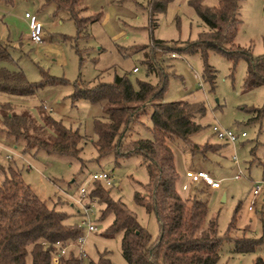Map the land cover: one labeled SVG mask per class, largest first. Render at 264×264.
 I'll return each instance as SVG.
<instances>
[{"label": "rangeland", "instance_id": "1", "mask_svg": "<svg viewBox=\"0 0 264 264\" xmlns=\"http://www.w3.org/2000/svg\"><path fill=\"white\" fill-rule=\"evenodd\" d=\"M188 1L171 0L165 11L157 15L156 24L150 31L146 0H81L88 7L81 14L97 20L77 33L69 13L57 10L53 3L43 5V0H0V40L9 45L11 56V60L0 62V65L22 71L29 82H39L45 74L66 80L65 83L39 86L30 97L0 93V105L9 101L15 112L27 111L42 124L43 117L47 115L61 119L83 136L78 155L49 153L43 149L24 151L21 143L13 146L14 151L23 152L38 169L28 171L21 168L23 178L50 206L54 204L65 210L68 222L79 224L83 219L72 203V197L79 195V187L91 186V174L106 170L113 182L111 194L120 198L155 238L159 233L155 213L147 211L134 199L135 191L145 192L144 184L148 181L143 156L139 153L116 156L113 151L99 155L94 146L97 138L94 120L104 114L108 103L85 99L72 102L69 95L76 80L110 82L115 75L126 74L134 84L137 80L155 83L156 78L147 75L143 61L148 56L157 66L160 62L170 73L160 100L185 101L195 107L193 119L200 127L190 135V140L198 144L220 145L212 146L213 150L219 148L217 152L202 155L201 152H191L187 146L185 148L180 138L168 141L179 175L177 189L184 197L192 194L196 187L205 190L202 194L208 206L205 222L215 216L217 234L223 238L211 254V261L214 264H251L257 256L264 260V208L260 210L258 205L264 191L255 199V208L248 211L255 214L256 220L248 219L240 227L237 224L245 216L252 188L264 174V117L251 119L249 112L251 108L264 105V85L244 87L247 63L243 58L233 64L214 50H207L206 54L176 52L172 56L171 52L154 46L151 39L167 43L193 42L200 32L208 29ZM203 2L207 6L217 4V0ZM120 9H126L128 13L118 11ZM26 12L35 15L43 24V40L39 43H33L26 37ZM237 18L234 44L249 50L252 56L263 54L264 0H239ZM205 64L215 74L213 88L203 77ZM134 67L138 68L137 72H133ZM150 112L151 107L147 105L140 120L131 122L128 137H151ZM214 123L237 132L245 131L246 135L234 143L227 142L212 132ZM50 131L54 133L53 129ZM6 152L0 144V160L4 159ZM196 168L207 170L220 182V187L212 190L198 181L191 183L186 190L182 189L186 170ZM236 173L241 177L236 178ZM90 205L96 229L87 235L89 256L94 257L97 250L105 248L110 251L114 264H127L121 251V232L113 236L103 235L112 215L99 219L100 204L93 202ZM236 210L241 216L235 218L226 234ZM82 229L85 230L84 227ZM230 236L254 238L256 243L248 251H235L233 242L228 240Z\"/></svg>", "mask_w": 264, "mask_h": 264}, {"label": "trees", "instance_id": "2", "mask_svg": "<svg viewBox=\"0 0 264 264\" xmlns=\"http://www.w3.org/2000/svg\"><path fill=\"white\" fill-rule=\"evenodd\" d=\"M43 1V5L53 3L57 10L67 11L77 33L95 21L94 17L81 14L83 9L78 8L79 0ZM170 1L146 0L150 31L156 24L157 15L165 11ZM188 2L208 29L200 32L193 42L167 43L151 39L154 46L171 52V55L176 52L206 54L207 50H214L225 55L233 64L243 58L247 63L244 87L264 85V53L252 56L249 50L233 42L239 0H217L214 6H207L203 0ZM8 46L0 40V62L11 60ZM143 62L147 75L156 78L155 83L137 80L134 84L126 74L115 75L110 82L76 80L69 97L72 102L85 99L108 103L104 114L94 120L97 133L94 146L99 155L113 151L116 156L131 153L143 156L148 181L144 184L145 192L135 191L134 199L147 211L155 213L159 222L158 235L152 237L125 203L111 194L110 185L100 179L92 180L86 196L100 204L99 219L112 215L103 235L113 236L121 232V251L127 264H214L211 254L223 239L217 234L216 218L212 216L205 222L208 206L202 196L204 189L196 187L187 197L178 191L176 183L179 175L168 141L180 138L185 148L187 146L193 153L213 150L212 146L217 143L198 144L190 140V135L200 127L193 119L196 108L185 101L160 100L170 73L160 62L157 66L148 56ZM203 77L213 88L215 74L207 64ZM65 82V79L48 74L39 82H29L22 71L0 65V93L11 97H30L39 86ZM147 105L151 107V137H128L131 122L140 120ZM0 110L1 138L9 139L16 145L21 143L24 151L43 149L49 153L78 155L83 136L66 126L61 119L47 115L43 117V124L38 123L27 111L15 112L9 101L1 104ZM249 112L251 119L264 117V105L251 108ZM48 129H53L54 133ZM15 157L12 154L0 160V264H52V257L58 252L55 242L65 244L74 241L83 233L82 226L68 222L65 210L54 204L50 206L46 199L37 195L23 178ZM234 222L235 214L226 234ZM228 240L233 242L234 250L240 252L253 249L256 243L254 238L244 236H230ZM87 259L79 257L74 248H69L59 256L57 264H114L110 251L105 248L97 250L94 257L88 254ZM251 264H264V260L257 256Z\"/></svg>", "mask_w": 264, "mask_h": 264}, {"label": "built area", "instance_id": "3", "mask_svg": "<svg viewBox=\"0 0 264 264\" xmlns=\"http://www.w3.org/2000/svg\"><path fill=\"white\" fill-rule=\"evenodd\" d=\"M25 17L29 20V31H28V39L33 43H39L43 40V24L42 22L35 16L28 12L25 13ZM175 54H172L174 56ZM138 68L134 67L133 72H137ZM46 108V105H43ZM51 110V108H50ZM212 132L220 139H224L227 142L234 143L240 136H245V131L237 132L230 127H225L220 123H214L211 126ZM14 154L12 150L6 153V157H11ZM236 178H240V173L235 174ZM91 178L100 179L106 185H112V178L110 173L106 170L95 171L91 174ZM202 182L205 185H209L211 187H219L220 182L215 179L207 170L203 168L196 169H188L185 172V179L182 183V189H186L191 183ZM264 180L258 181L254 187L252 188V197L248 202L247 207L249 209L253 208L254 205V197L260 192L262 188V182ZM87 187L85 185H81L79 187V195L76 197H72V203L77 206V210L81 213L83 219L80 221L78 225L85 228L83 233H81L74 241L62 244L59 241H56L55 244L58 246V252L54 254L52 257V264H57L59 260V256L67 252L69 248H74L75 252L81 258H88V251L86 248V239L87 235L96 229L95 222L91 219V213L94 212L90 203H96L94 199H89L86 196ZM87 199V200H86ZM45 243V242H44Z\"/></svg>", "mask_w": 264, "mask_h": 264}, {"label": "crops", "instance_id": "4", "mask_svg": "<svg viewBox=\"0 0 264 264\" xmlns=\"http://www.w3.org/2000/svg\"><path fill=\"white\" fill-rule=\"evenodd\" d=\"M78 8H82L83 9V11H87V6H84L82 3H81V0H79V2H78ZM119 9V8H118ZM118 11H124V12H126V13H128V10H126V9H120V10H118ZM25 16V15H24ZM87 16V15H86ZM89 16V15H88ZM26 18V17H25ZM27 19V18H26ZM95 20H97V18H95ZM28 31H29V20H28ZM28 31H27V34H28ZM27 34H26V37H27V39H28V36H27ZM30 41V40H29ZM138 71V70H137ZM240 137H243V136H240ZM0 144H2V146L4 147V150H6V151H10V150H12L13 152H14V154L16 155V157H15V160H16V163L22 168V169H26V170H28V171H30V170H37L38 171V169L37 168H35L33 165H32V163H31V161L29 160V159H27L26 158V156H25V154L23 153V152H17L16 150L14 151V149H13V146L15 147L16 146V144L15 143H13V142H11L9 139H7V140H5L3 137L1 138L0 137ZM219 150V148H217L216 150H207L205 153H201L202 155H205L206 153H208V152H217ZM7 153V152H6ZM185 179V178H184ZM262 180H264V174H263V177H262ZM184 181V180H183ZM183 181H182V183H183ZM202 183V182H201ZM204 184V183H203ZM205 185V184H204ZM208 186V188L209 189H215V188H218V187H211V186H209V185H207ZM220 187V186H219ZM208 190V189H207ZM264 191V181L262 182V188H261V190H260V192L254 197V205H253V208H251V209H249L247 206H246V209H245V216L244 217H242L241 218V220L239 221V223L237 224V226L238 227H240L241 225H244L245 223H246V221L249 219V220H256V216H255V214L254 213H250V212H248V211H250V210H252V209H254L255 208V199H258V195L259 194H261V192H263ZM37 195H38V193H37ZM40 198H42L40 195H38ZM252 197V191H251V193H250V195H249V199H248V202L250 201V198ZM247 205H248V203H247ZM259 207H260V210H262L263 208H264V193L262 194V197H261V199L259 200ZM234 214H235V218L237 219V216H241L240 214H239V212H238V210H236L235 212H234ZM241 261V260H240Z\"/></svg>", "mask_w": 264, "mask_h": 264}]
</instances>
